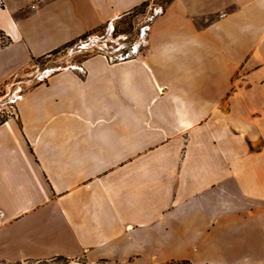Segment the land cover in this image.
<instances>
[{"label":"crops","instance_id":"obj_1","mask_svg":"<svg viewBox=\"0 0 264 264\" xmlns=\"http://www.w3.org/2000/svg\"><path fill=\"white\" fill-rule=\"evenodd\" d=\"M147 1L0 0V85ZM147 43L0 122V264H264V0H169Z\"/></svg>","mask_w":264,"mask_h":264},{"label":"rangeland","instance_id":"obj_2","mask_svg":"<svg viewBox=\"0 0 264 264\" xmlns=\"http://www.w3.org/2000/svg\"><path fill=\"white\" fill-rule=\"evenodd\" d=\"M169 0H150L132 11L110 20L100 28L74 39L57 50L35 61V71H30L29 80L19 83L20 77L14 78L13 88L2 86L0 89V119L14 114V107L19 96L31 85L39 82L51 71L65 67L81 66V61L95 53H104L114 62L132 56L135 52L147 50L149 26L156 15L162 11ZM4 45L8 43L3 35ZM1 46V47H2ZM59 264H86L85 261L70 262L58 259Z\"/></svg>","mask_w":264,"mask_h":264},{"label":"built area","instance_id":"obj_3","mask_svg":"<svg viewBox=\"0 0 264 264\" xmlns=\"http://www.w3.org/2000/svg\"><path fill=\"white\" fill-rule=\"evenodd\" d=\"M3 39H4V36H2V35H0ZM2 38H0V47L4 44V41H3V39ZM13 83H14V79H12V80H8V81H6L4 84H2V85H0V89H1V87L2 86H6V87H11V88H13ZM16 103H17V101H16ZM17 116V107H16V104H15V107H14V114L12 115V116H9V117H7V118H4V119H0V122H6V121H8V119H10L11 117H16Z\"/></svg>","mask_w":264,"mask_h":264},{"label":"trees","instance_id":"obj_4","mask_svg":"<svg viewBox=\"0 0 264 264\" xmlns=\"http://www.w3.org/2000/svg\"><path fill=\"white\" fill-rule=\"evenodd\" d=\"M144 3H146V2H144ZM144 3H143V4H144ZM0 35H2V36H3V35H5L4 31H3V30H1V29H0ZM84 35H85V34H84ZM82 36H83V35H82ZM6 38H7V39H8V41H9V38H8V36H6ZM72 41H73V40H72ZM70 42H71V41H70ZM68 43H69V42H68ZM68 43H66V44H68ZM66 44H65V45H66ZM57 49H58V48H57ZM57 49H55V50H57ZM180 264H190V263H189V262H187V261H183V262H182V263H180Z\"/></svg>","mask_w":264,"mask_h":264}]
</instances>
